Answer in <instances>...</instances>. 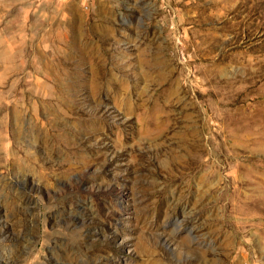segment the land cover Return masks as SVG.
I'll use <instances>...</instances> for the list:
<instances>
[{
    "label": "rangeland",
    "instance_id": "obj_1",
    "mask_svg": "<svg viewBox=\"0 0 264 264\" xmlns=\"http://www.w3.org/2000/svg\"><path fill=\"white\" fill-rule=\"evenodd\" d=\"M0 264H264V0H0Z\"/></svg>",
    "mask_w": 264,
    "mask_h": 264
}]
</instances>
